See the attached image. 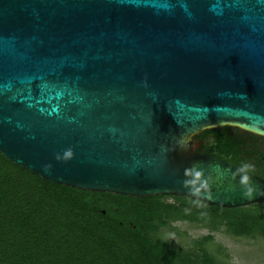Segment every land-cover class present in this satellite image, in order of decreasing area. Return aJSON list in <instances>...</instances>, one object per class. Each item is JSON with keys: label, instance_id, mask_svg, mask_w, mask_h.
Instances as JSON below:
<instances>
[{"label": "water", "instance_id": "water-1", "mask_svg": "<svg viewBox=\"0 0 264 264\" xmlns=\"http://www.w3.org/2000/svg\"><path fill=\"white\" fill-rule=\"evenodd\" d=\"M225 125L264 136V0H0L13 162L81 190L264 201L263 176L247 172L248 198L242 166L196 144ZM194 164L212 199L183 185Z\"/></svg>", "mask_w": 264, "mask_h": 264}, {"label": "trees", "instance_id": "trees-1", "mask_svg": "<svg viewBox=\"0 0 264 264\" xmlns=\"http://www.w3.org/2000/svg\"><path fill=\"white\" fill-rule=\"evenodd\" d=\"M210 135L217 155L249 164L264 177V136L225 125L195 140ZM196 199L81 190L44 179L0 151V264H232L207 249L213 231L264 238V201L237 207L190 203ZM175 221L210 233L187 248L165 234Z\"/></svg>", "mask_w": 264, "mask_h": 264}, {"label": "rangeland", "instance_id": "rangeland-1", "mask_svg": "<svg viewBox=\"0 0 264 264\" xmlns=\"http://www.w3.org/2000/svg\"><path fill=\"white\" fill-rule=\"evenodd\" d=\"M167 200L173 201L170 198ZM171 226V229L165 230V234L175 243L187 248L193 245V240L210 233L207 227L188 221H175ZM212 234L213 241L206 244L209 251L221 255L232 264H264L263 237H236L224 231H213ZM225 254H228V257Z\"/></svg>", "mask_w": 264, "mask_h": 264}, {"label": "clouds", "instance_id": "clouds-1", "mask_svg": "<svg viewBox=\"0 0 264 264\" xmlns=\"http://www.w3.org/2000/svg\"><path fill=\"white\" fill-rule=\"evenodd\" d=\"M71 155V151L68 150L64 153V159L69 158ZM56 159H61V155L57 154ZM49 166H45V170H47ZM252 169V166L249 164H244L240 169L239 172L241 173V184L245 186L244 195L248 198L253 196V189L249 186L250 178L247 175V172ZM185 176L190 177L189 179H185L183 181V185L188 187L190 191L197 196H203L206 199H212V193L209 191L210 181L212 179L211 175L205 177L204 176V169L198 168L197 165H193L190 169H185ZM203 190V191H202ZM190 203L195 204L197 206H201V200H191ZM187 211V210H186ZM202 216L207 215V213H201Z\"/></svg>", "mask_w": 264, "mask_h": 264}, {"label": "flooded vegetation", "instance_id": "flooded-vegetation-1", "mask_svg": "<svg viewBox=\"0 0 264 264\" xmlns=\"http://www.w3.org/2000/svg\"><path fill=\"white\" fill-rule=\"evenodd\" d=\"M203 139H204V141H203ZM199 143L202 144V148H204L206 145L207 149H210L216 153V151H215L216 149L214 148V145L216 144V142L210 140L209 137L208 138L205 137V138H202L201 140H198L196 144H199Z\"/></svg>", "mask_w": 264, "mask_h": 264}]
</instances>
